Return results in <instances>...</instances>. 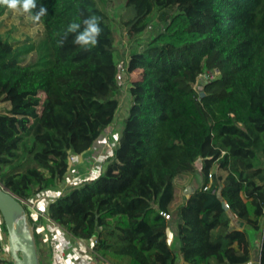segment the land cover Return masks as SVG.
Listing matches in <instances>:
<instances>
[{
    "label": "trees",
    "instance_id": "obj_1",
    "mask_svg": "<svg viewBox=\"0 0 264 264\" xmlns=\"http://www.w3.org/2000/svg\"><path fill=\"white\" fill-rule=\"evenodd\" d=\"M104 1L122 6L128 39L163 26L128 56L132 99L112 160L44 213L78 240L96 233L94 256L113 264H247L254 250L264 264V0ZM99 5L37 0L47 15L36 46L0 39V103L9 106L0 115V184L19 202L57 190L69 157L102 140L120 109L122 57ZM93 14L102 28L95 47L73 44L75 34L58 44L69 23ZM213 69L215 80L199 78ZM197 176L175 205L177 182ZM161 213L175 219L171 245Z\"/></svg>",
    "mask_w": 264,
    "mask_h": 264
},
{
    "label": "rangeland",
    "instance_id": "obj_2",
    "mask_svg": "<svg viewBox=\"0 0 264 264\" xmlns=\"http://www.w3.org/2000/svg\"><path fill=\"white\" fill-rule=\"evenodd\" d=\"M99 9L103 10L109 22L115 28V48L120 52L122 61L124 64V68L121 69L117 75V84L120 93V109L118 110L114 123L107 128L102 140L98 141L96 145L87 153L73 157L70 156L68 159V170L63 179L62 183L58 187V191L56 195L58 197L63 196L68 193L73 187L77 188L85 183H90L97 177L102 174V171L106 168L107 164L110 162L114 146L116 145L117 138L120 132L119 119L118 115H123L125 110L128 107V104L132 97L128 92V82L132 78L129 75H126L125 69L128 61V56L132 50H140L141 47L145 46L148 41L154 38L159 29L162 28L163 24H158L155 26H150L146 29V31L136 36L132 39H128L125 36V30L120 27L118 24L119 16L121 15L123 8L122 6L111 7L104 0H99ZM43 32L42 24H33L30 17L27 15H20L14 13L7 8H5L3 15L0 16V39L12 42L14 44L25 45V46H36L39 42ZM32 54V53H31ZM194 89L199 93H202L203 83L198 81L194 85ZM43 98V96H41ZM9 106L7 103H0V115L8 112ZM202 162L201 160H197L195 163V168L199 171L201 169ZM221 175H224L223 172L219 171ZM99 174V175H98ZM98 175V176H97ZM200 176L194 177L192 179L177 182L178 198L175 202V205L179 204L183 198L188 195V192L200 185ZM73 188V189H74ZM51 194L46 193L43 197H46V201L44 200L39 204L41 210H43L44 205L47 202L54 201L55 199L49 198ZM57 197V198H58ZM39 198L38 196L28 202V207L32 208L33 204H38ZM174 205V206H175ZM26 210V209H25ZM27 216L29 218L30 223H33V219L31 218V212H27ZM169 228L167 230L169 242L171 243L175 238V219L174 216L168 217ZM2 222V218L0 215V224ZM6 236L1 231L0 232V240L2 242L5 241ZM103 261L113 264L116 263V259L114 257H108Z\"/></svg>",
    "mask_w": 264,
    "mask_h": 264
},
{
    "label": "water",
    "instance_id": "obj_3",
    "mask_svg": "<svg viewBox=\"0 0 264 264\" xmlns=\"http://www.w3.org/2000/svg\"><path fill=\"white\" fill-rule=\"evenodd\" d=\"M0 215L6 230L11 264H40L35 234L29 228L26 210L23 204L1 184ZM96 238L95 233L92 241Z\"/></svg>",
    "mask_w": 264,
    "mask_h": 264
},
{
    "label": "clouds",
    "instance_id": "obj_4",
    "mask_svg": "<svg viewBox=\"0 0 264 264\" xmlns=\"http://www.w3.org/2000/svg\"><path fill=\"white\" fill-rule=\"evenodd\" d=\"M0 6L7 8L8 10L30 17L33 24H41L43 18L47 15V9L43 6L35 11L37 8V0H0ZM101 18L96 15H89L82 20V23H69L63 38L58 41V44L62 47L69 34H75L73 44L80 46L85 51L95 47L99 40V36L102 33L100 27Z\"/></svg>",
    "mask_w": 264,
    "mask_h": 264
},
{
    "label": "built area",
    "instance_id": "obj_5",
    "mask_svg": "<svg viewBox=\"0 0 264 264\" xmlns=\"http://www.w3.org/2000/svg\"><path fill=\"white\" fill-rule=\"evenodd\" d=\"M123 68H124V64L120 63V65L118 66V73ZM218 76H219L218 70L213 69L203 72L199 76V78L202 79L204 82H209L215 80ZM204 189H206V187ZM46 199H47L46 197H41L38 204L35 205L33 204L32 208L28 207V204L25 202H21V203L23 204V206H25L27 212L28 211L31 212V218L33 219V223H30L28 218L30 230L35 235L42 234L45 240H48L49 243H51L52 247L54 248L57 254L58 260L64 262V257H65L64 254L66 249L65 248L66 243L64 242V237L69 234L66 231V229L60 227L55 222L50 220L49 217L44 213V211L40 209L39 204L42 203L44 200L46 201ZM162 215L166 219H168V216H166L165 214ZM0 264H11L6 238L4 242L1 241ZM105 264H109V263L106 262Z\"/></svg>",
    "mask_w": 264,
    "mask_h": 264
},
{
    "label": "crops",
    "instance_id": "obj_6",
    "mask_svg": "<svg viewBox=\"0 0 264 264\" xmlns=\"http://www.w3.org/2000/svg\"><path fill=\"white\" fill-rule=\"evenodd\" d=\"M120 116L121 115H118L117 118H120ZM112 158H113V153L110 161L112 160ZM104 170L102 171V173L104 172ZM52 192L53 191H46L41 193L40 195H44L45 193L47 195ZM51 199H56V198H51ZM64 242L66 243L65 246L66 249L64 254L65 257H64V262H61L60 260H58L57 254L54 248L52 247L51 243H49L48 240H45L42 234H37L36 243H37L38 258L40 264H105L106 263L105 261H103L104 259L100 260L99 258H96L94 256L92 251V246H93L92 241H81L70 235H67L64 237ZM167 242L169 245H171L174 242V239L171 243L169 242L168 234H167ZM122 264H127V263L123 262ZM179 264H184V263L182 260H180ZM247 264H259V254L257 250L253 251L252 258Z\"/></svg>",
    "mask_w": 264,
    "mask_h": 264
},
{
    "label": "bare ground",
    "instance_id": "obj_7",
    "mask_svg": "<svg viewBox=\"0 0 264 264\" xmlns=\"http://www.w3.org/2000/svg\"><path fill=\"white\" fill-rule=\"evenodd\" d=\"M98 175H99V174H98ZM98 175H97V176H98ZM50 194H51V195H50V198H57V196H58V195H56V194H57L56 191H53V192L50 193ZM41 197H43V195H40V196H39L40 199H41ZM40 199H39V200H40Z\"/></svg>",
    "mask_w": 264,
    "mask_h": 264
}]
</instances>
